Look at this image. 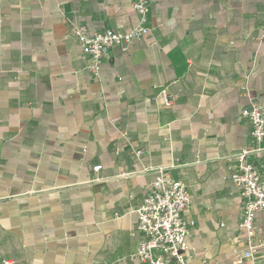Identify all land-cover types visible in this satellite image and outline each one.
Wrapping results in <instances>:
<instances>
[{
    "label": "crops",
    "instance_id": "crops-1",
    "mask_svg": "<svg viewBox=\"0 0 264 264\" xmlns=\"http://www.w3.org/2000/svg\"><path fill=\"white\" fill-rule=\"evenodd\" d=\"M136 22L131 0H0V264H140L159 169L192 197L189 264H264V213L246 259L230 179L258 146L242 111L264 102V0H150V35L94 77L75 28Z\"/></svg>",
    "mask_w": 264,
    "mask_h": 264
},
{
    "label": "built area",
    "instance_id": "built-area-1",
    "mask_svg": "<svg viewBox=\"0 0 264 264\" xmlns=\"http://www.w3.org/2000/svg\"><path fill=\"white\" fill-rule=\"evenodd\" d=\"M131 1L137 22L128 31L99 32L86 26H77L74 30L83 53L90 58L88 71L94 77L100 75L103 61L109 58L111 49L119 47L127 53L134 43L144 42L151 33L150 0ZM160 100L166 107H171L175 98L163 90ZM242 118L249 123L252 139L258 146L246 147L236 156L237 164L230 179L242 199L240 227L245 231L247 247L244 257L255 259L256 219L264 213V176L251 159L253 155L262 156L264 153V102H252L242 111ZM133 154L139 159L143 151L134 149ZM101 168L96 167L94 171ZM156 173L155 182L137 210V227L143 234V240L134 259L140 264H189L186 253L193 223L186 219L185 213L192 202L191 194L184 183L173 180L166 170L159 169Z\"/></svg>",
    "mask_w": 264,
    "mask_h": 264
}]
</instances>
